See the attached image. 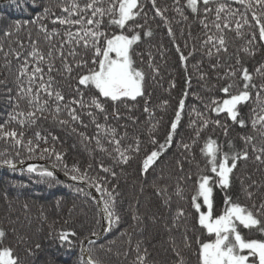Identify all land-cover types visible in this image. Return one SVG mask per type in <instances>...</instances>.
<instances>
[{"label": "snow or ice", "instance_id": "obj_1", "mask_svg": "<svg viewBox=\"0 0 264 264\" xmlns=\"http://www.w3.org/2000/svg\"><path fill=\"white\" fill-rule=\"evenodd\" d=\"M23 2L39 9L38 14L26 21L16 20L0 30L5 41L0 45L3 60L0 98L7 100V107L0 112L3 117L0 142L7 146L0 151V167L12 172L18 170L9 149L15 157H20L26 149L29 159L38 156L52 161L51 170L30 164L22 171L34 175L36 183L54 187L63 184L57 172L62 170L65 177L76 183L77 194L86 197L89 193L80 185L95 188L101 194L98 202L102 203L107 230L111 231L113 225L121 222L116 207L119 185L113 181H118L124 166L140 157L139 171L144 178L141 192L145 187L151 188V195L158 197L159 203L155 211L149 208L148 212L141 213L137 199L132 207V220L136 222L133 229L140 225L147 227L146 221L151 225L162 222L168 233L184 229L181 243L177 245L172 241V255L162 264H193L186 257L187 253L195 256L194 264H264V180L253 179L249 174L246 185L241 181L240 191L250 203H242L240 195L234 191L241 162L246 166L251 160L256 171L264 174V63L250 72L242 55L254 56L264 48V0H172L171 4L162 5L158 0ZM12 3L21 7L19 0H12ZM21 10L28 11L27 8ZM149 11L153 13L151 20L158 18L157 27L166 29L185 72L189 61H194L192 67L205 86L210 83L212 74L217 82L226 81L219 88L223 98H210L205 112L195 108L189 112V116L195 113L196 119H189L188 126L193 132L187 140L176 141L189 95L187 91L178 101L163 140L155 135L159 121L153 122L150 94L145 88L149 77L145 68L153 73V79L159 75L156 56L151 51L156 32L150 23ZM192 22L199 27L195 35ZM29 25L32 28L26 33V46L20 33ZM235 40L246 41V44L230 53L231 42ZM145 42L150 45L147 59L141 50ZM155 47L163 57L166 51L163 43ZM184 49L188 50L187 54ZM205 58L207 72L202 71ZM222 68H226L223 73L219 72ZM257 77L260 83H256ZM186 84L191 86L190 75ZM171 87H175V82ZM193 95L195 99H202ZM138 98L143 99V112L148 115L146 123L151 125L148 143L152 148L146 149L143 156H140L142 140L135 132L129 133L127 124L129 120L132 125L139 123V118L132 115L140 103ZM244 107L250 111L247 118ZM249 123L255 135L240 134L239 146L228 139L230 127L245 129ZM44 124L51 127L44 128ZM52 128L75 137L70 147L81 145L90 161H96L95 166L89 162L82 169L77 162L69 167L65 162L67 151L58 150L56 146L59 144L63 149L65 141ZM210 128L222 129L225 141L205 136ZM174 143L182 157L175 161L182 175L177 177L175 190L170 191L172 185L161 184L157 179L148 183L147 178L164 163L161 157ZM197 148L203 166L197 163L195 174L185 172L184 165L195 159ZM96 153L110 163L106 165ZM19 163L23 164L24 160L20 159ZM94 170L96 174L91 176ZM158 179L164 180V176ZM189 185L190 195L185 196ZM173 195L186 200L187 208L180 206L173 214ZM27 207L25 204L24 208ZM161 209L169 215L165 217ZM189 218L191 227L188 226ZM14 223L9 221L10 225ZM10 230L12 238L17 240L16 246L11 242ZM190 232L193 235H189ZM90 234L99 235L94 230ZM49 235L59 247L69 251L79 243L81 254L75 264H99L93 259L91 249L84 248V240L92 245L96 244L95 240L81 239L79 233L67 229L54 230ZM128 242L131 244L130 237ZM21 243L26 241L16 237L15 227L9 229L0 221V264H26L27 257L35 255L33 249L27 247L25 256L21 257ZM39 248L36 244L35 249ZM85 251L89 253L87 257L83 255ZM134 251L136 256L132 264H157L148 248H141V242H137ZM124 255L127 257L128 253ZM49 264L55 262L49 261Z\"/></svg>", "mask_w": 264, "mask_h": 264}, {"label": "trees", "instance_id": "obj_2", "mask_svg": "<svg viewBox=\"0 0 264 264\" xmlns=\"http://www.w3.org/2000/svg\"><path fill=\"white\" fill-rule=\"evenodd\" d=\"M171 2L172 0H158V4L160 5L164 3L171 4ZM19 3L21 5L20 8H17L12 2L0 6V30H5L8 25L14 23L16 20L26 21L38 14L39 9H33L30 3L25 5L23 0H19ZM150 7L151 5H148V8ZM22 8H27L28 11H22ZM56 11L59 14L58 10ZM152 15L153 13L149 11L150 23L156 32V35L151 41V51L156 56L155 63L159 67V75H156L155 79H153V73L145 68L149 73V77L145 82V88L146 93L150 94V108L154 113L153 122L159 121L155 135L161 141L163 140L165 133L169 129V121L174 118V110L177 108L178 101L183 98V93L187 91L189 95L185 100V111L181 121V128L178 129L176 141L178 142L181 138L187 140L193 132L192 128L188 126L189 119H196L195 113L189 116V112L193 108L200 112H205V104L209 103L210 98H223L224 94L219 88L226 81L220 80L217 82L215 74H212L209 78L210 83L205 86L204 82L198 79V74L192 67L194 61H189L188 71L185 72L179 61L178 53L175 52L170 39L166 35V29L163 26L158 28V18L156 21L151 20ZM31 28L32 26L29 25L28 28L20 33L21 37L25 38L24 42L26 46L28 44L26 33ZM192 30L194 35L199 32L197 23L192 22ZM177 31H179V28H177ZM231 36L232 34L230 33V40ZM4 43L3 37L0 36V45ZM161 43H163L166 50L163 57H161L157 52V47H155ZM243 44H246V41H232L230 53ZM149 48L150 45L147 42L141 45V50L145 53V59H147V51ZM187 51V49H184L185 54H187ZM242 55L244 64L250 72H254L255 67L264 63V48L256 51L254 56ZM208 70V61L205 58L202 71L207 72ZM0 71H3L2 58H0ZM225 71L226 68L219 69L221 73ZM189 75L191 76L190 87L186 84V79ZM173 82H175V87H171ZM256 83H260L258 77L256 78ZM193 94L198 95L202 99H195ZM6 107L7 100L0 98V112H3ZM143 107V99H140L139 105L132 113V115L139 118L138 124L132 125L130 120L127 121L129 133L135 132V135L139 136L142 140L140 156L145 154L146 149L150 150L152 148V145L148 143V130L151 128V125L146 123L148 115L143 112ZM243 112L246 118L250 116L248 107H244ZM207 114L213 115L211 113ZM2 120L3 117H0V122ZM121 123H124V121H121ZM228 123L231 124L230 121ZM43 127L49 128L51 125L44 124ZM52 131L56 132L65 141L63 149H60L59 144L56 146L58 150L67 151L65 162L69 167L77 162L82 169L89 162H92L95 166L96 161H90L87 152L83 150L81 145L77 144L76 148L70 147L75 142V137L68 136L65 132H61L55 128H52ZM88 131L91 132L92 129L89 128ZM240 134L255 135L249 123V127L245 129H241L238 126L230 127L228 139L233 140L239 146L241 144L239 140ZM29 135H31V132ZM204 135H212L213 138L219 137L220 142H224L226 139L223 135V130L219 128L215 130L210 128ZM257 142H259V138ZM45 146L47 145H41V147ZM6 147L3 142H0V151H4ZM9 151L17 161V164H20V159H23L24 163L45 162L50 166L52 164V161L39 159L38 156L29 159L26 149L21 152L20 157H15V153L11 149ZM96 156L99 159H103L106 165L110 163L100 153H96ZM176 159H182V157L177 151L176 143H174L173 147L161 157L164 163L154 173L148 176V183L157 179L161 184L168 183L172 185L169 190L174 191L177 184V177L182 175L176 167ZM139 161L140 157L130 161L129 165L123 167V172L119 175L118 181H113V183H118L119 185L117 190L120 195L117 197L116 207L118 214L121 216L120 224L118 226L113 225L112 230L108 231L99 243L95 245L90 244L87 247V249H91L93 259L99 261V264H132L136 256L134 249L137 242H141L142 249L144 247L148 248L152 254V258L157 261V264H162L165 259L172 255V241L174 240L177 245L181 243L183 227L179 231L173 230L171 233H168L164 231L162 222L161 224L151 225L146 221L148 223L147 227L140 225L135 230L133 229L132 226L136 222L132 220V207L136 204L137 199L140 201L141 213L148 212L149 208H151V211H155V205L159 203V198L151 195V188L145 187L143 193L141 192L144 178L140 175ZM197 163H200L201 167L203 166L198 148L195 150V159H192L190 163H185V172L195 174ZM57 171L64 174L62 170L58 169ZM116 171L121 173L120 168H117ZM95 174V170L90 172L91 176H95ZM249 174L252 175L253 179L258 181L264 180V174L256 171L251 160L246 166L244 162L240 163L238 171L236 172L234 191L240 195L242 203H250L245 200L243 193L240 191L241 181L246 185L249 182L247 180ZM101 175L103 174L101 173ZM161 175L164 176V180L158 179ZM35 181L36 177L34 175L30 176L27 172L0 170V221H3L9 229L15 227L16 237H23L26 241V243L19 244V254L21 257L25 256V248L31 247L33 249L35 255L27 257L26 264H49V261H54L55 264H75L81 254L79 243L76 244L73 250L69 251L66 248L59 247L49 233L61 229L74 230L80 234L81 239L84 237H92L90 234L92 230L99 233L101 222L96 205L90 195L86 197L83 194H77V186L63 183L50 187L47 184L36 183ZM190 188L191 186L189 185L185 190V196L190 195ZM93 189L95 190V188ZM96 193L101 200V194L99 192ZM25 204L28 205L27 209L24 208ZM180 206L187 208V201L180 200L173 195L171 204L172 213L174 214L175 210ZM161 211L164 212L165 217L169 215L164 209H161ZM9 221L15 223L10 225ZM188 226H192L191 218H189ZM189 235H193V233L190 232ZM129 237L131 238V244L128 242ZM10 239L13 246H16L17 240L12 238L11 230ZM36 244L40 245L39 249H35ZM125 252L128 253L127 257L124 255ZM186 257H189L194 264L195 256L187 253Z\"/></svg>", "mask_w": 264, "mask_h": 264}, {"label": "water", "instance_id": "obj_3", "mask_svg": "<svg viewBox=\"0 0 264 264\" xmlns=\"http://www.w3.org/2000/svg\"><path fill=\"white\" fill-rule=\"evenodd\" d=\"M12 2V0H0V6L1 5H5V4H8ZM30 164H36L40 167H43V168H48L49 170H51V166L47 163H38V162H33V163H23V164H18V170L17 171H22V169H26V167ZM0 170H5V171H11L5 167H0ZM22 172H26V171H22ZM58 172V176L59 178L63 181V183H67V184H70V185H74V186H77L75 182L69 180L67 177L64 176V174L60 173L59 171ZM81 187H84L85 188V191L89 193V195L91 196V198L93 199L95 205H96V208H97V211L99 213V216L101 218V229H100V232H99V235L97 236H93V237H90V239L92 240H95L96 243H99L102 238L107 234L108 230H107V220L106 218L104 217V214H103V211H102V203H99L98 201H100V198L99 196L97 195V193L91 188V187H87V186H84V185H80ZM102 225H104V227L102 228ZM88 245H90L88 243L87 240L84 241V248L87 249ZM83 255L85 257L88 256L87 254V251H85L83 253Z\"/></svg>", "mask_w": 264, "mask_h": 264}, {"label": "rangeland", "instance_id": "obj_4", "mask_svg": "<svg viewBox=\"0 0 264 264\" xmlns=\"http://www.w3.org/2000/svg\"><path fill=\"white\" fill-rule=\"evenodd\" d=\"M38 163H41V162H38ZM42 163H45V162H42ZM93 189V188H92ZM94 190V189H93ZM95 191V190H94ZM96 192V191H95ZM98 195V194H97ZM100 198V197H99ZM99 214V213H98ZM100 217V216H99ZM100 222H101V218H100ZM101 229V228H100ZM100 232V231H99ZM93 237V236H92ZM85 241V240H84ZM89 246V245H88ZM88 254V253H87Z\"/></svg>", "mask_w": 264, "mask_h": 264}]
</instances>
